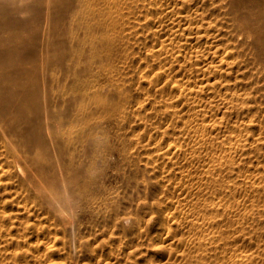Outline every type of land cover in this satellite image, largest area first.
I'll return each mask as SVG.
<instances>
[{"label":"bare ground","instance_id":"bare-ground-1","mask_svg":"<svg viewBox=\"0 0 264 264\" xmlns=\"http://www.w3.org/2000/svg\"><path fill=\"white\" fill-rule=\"evenodd\" d=\"M30 1L0 8L23 20ZM41 1L36 50L0 56V83H30L0 108L2 256L61 264L50 230L74 229L77 201L62 154L97 152L114 119L122 179L106 197L108 230L86 244L74 234L76 254L88 251L71 264H264V4ZM54 46L80 59L51 68ZM17 123L29 130L20 139Z\"/></svg>","mask_w":264,"mask_h":264},{"label":"rangeland","instance_id":"rangeland-1","mask_svg":"<svg viewBox=\"0 0 264 264\" xmlns=\"http://www.w3.org/2000/svg\"><path fill=\"white\" fill-rule=\"evenodd\" d=\"M33 1H34V3H33ZM30 3H31V10H30L29 14H31V15L27 14V17L25 16L23 18V20H21L19 17H12V19L9 20V17L0 8L2 10V11L0 10V56L5 55L9 51L16 52L20 49L21 50L23 49L22 51H25V53H30V52H33L36 50V48L38 46V44H37L38 41L35 38L42 35V33H43V29H41L42 24L39 20L42 16L41 14H43L42 1L41 0H31ZM260 3L264 4V0L263 1L260 0ZM38 14L40 15V16H38L39 18L37 17ZM36 19L38 20V24H35V23H37ZM14 20H15V22H14ZM32 25L33 26L35 25L36 27L40 25L41 28L37 27V29H36L34 27L35 30H37V32L32 31V29H34ZM31 26H32V29H31ZM27 28H29V29H27ZM39 29H41V30H39ZM34 33H35V36L37 35L36 37L33 36ZM51 36H53V35H51ZM17 38H18V40H17ZM19 39L21 40L20 42H19ZM23 39L25 40V43H22L24 41ZM16 42H19V43L17 44ZM22 45H24V46L22 47ZM20 47H22V48H20ZM25 47H28V48H25ZM22 53H24V52H22ZM79 59L80 58L78 57V53L76 52V50L74 48L67 47L64 50H58L57 47L54 46L53 51L51 52V56H50V66H51V68H62L63 70H68L70 65L76 64ZM14 62L18 63V61H14ZM30 65L32 66V64H28L26 67L27 68L31 67ZM12 70H14V68ZM31 81H33V79ZM28 84H30V83H28ZM28 84L26 85L25 82H19L17 80H7V79L1 80V83H0L1 99L0 100L3 103L2 102L0 103V108L2 107L1 105H5L4 103H6V102L4 99L7 98L8 96H11V97L14 96L15 98H17L18 96L20 97L21 95H23L25 89L27 90L29 88ZM17 102L18 101H15V102H12V104H11V106L13 108H15L16 110L20 108V102H18V103ZM111 124H112V126H111ZM116 125L117 124H116V122H114V119H110L109 122H107L104 125V127L102 128V131L105 134V139L102 141L103 143L101 142L102 144L100 143V146L98 149V151L100 153L98 151L94 152L95 150L92 147H89L86 151L85 150L81 151V150L76 149V147L73 145H67L65 147V151L62 154V159L64 161V166H65V175H66L67 179L69 180L71 191L73 190L72 192L75 196L73 200L74 201L77 200L75 202H72L71 208H69V211H70L69 213L71 214L72 219L75 221V227H74V229L73 228L67 229L64 226H57L56 228H53V230L52 229L50 230V228H48L47 225H45V227H44V230L47 233L52 231V234H53L54 231H56V232L58 231L56 234L57 239L55 240L54 248H55V252H56L55 257H56L58 262H61V264H71L72 262H70V260L73 261V260H77L78 258L81 259L80 262L82 263L83 258L87 255L88 250L86 248L82 249L84 251V252H82V254L80 252H77V254H76L74 246H73V242H72L74 234L77 236L80 235L81 240H83V244H86V243H92L94 241L95 235L100 233V231L102 232V230H103V232L105 233L108 230L107 225L109 223L110 218H109V213L106 209L107 204H108V199H106V197L108 195L111 196V192H113V190H115V188L118 187V185L122 179V173H121L122 160H121V156H119L120 155V145H119V137H118L119 136L118 135V127H116ZM16 127L18 129L17 130V139L23 138L24 136L27 135L29 130H28V126L26 123H17ZM110 127H112V128H110ZM107 136H108V139L106 138ZM109 140H110V142H109ZM101 148H103V149H101ZM96 153L100 154V155H97ZM81 154H82V156H81ZM81 157H83V158H81ZM95 157L96 158L99 157L98 159L101 161H99V163H97V159ZM91 158H92V160H91ZM94 158L96 161L94 160ZM46 163L47 162L44 161V159L40 158L39 160H36L34 165L38 166V167L43 166V165L47 166ZM86 163L88 166H86ZM107 163H109V164H107ZM97 165H99V166H97ZM114 183L116 185L117 184L118 185L116 186ZM90 191H92V192H90ZM93 192L94 193L97 192L96 193L97 195L94 194ZM83 193L85 194V196ZM87 193H89V194H87ZM100 197H101V199H100ZM91 198H92V200H91L92 202L89 201V199H91ZM96 198H98V199H96ZM93 199L96 201H94ZM96 206H98V207H96ZM14 207L16 208V205ZM77 209H78V211H77ZM96 210H97V212H96ZM91 214H94V215H91ZM105 215H106V217H105ZM93 217H94V219L96 218L95 221H93L94 220ZM103 220L105 223L103 222ZM95 225L98 228L100 227V229H98ZM102 227H103V229H102ZM82 229H83V231H82ZM105 229H106V231H105ZM64 234H65V236H64ZM54 236H52V238ZM84 238L87 240H85ZM90 241H92V242H90ZM2 245L0 244V246H2ZM58 247H61V248L58 249ZM1 248L4 249V245ZM67 248H68V250H66ZM1 252H0V255L2 256ZM1 256H0V259H2L3 262H2V260H0V264H3V263L4 264L9 263L10 264V262L12 264H14L12 262L13 261L12 258L9 257V258L5 259V256H2L3 258H1ZM69 258H70V260H69ZM9 260H10V262H9ZM61 260L62 261L64 260L65 262L64 261L62 262ZM66 261H68V262H66Z\"/></svg>","mask_w":264,"mask_h":264}]
</instances>
